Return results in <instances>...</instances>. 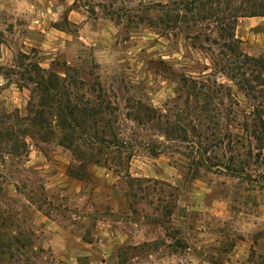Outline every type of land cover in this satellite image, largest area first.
<instances>
[{
    "label": "rangeland",
    "instance_id": "1",
    "mask_svg": "<svg viewBox=\"0 0 264 264\" xmlns=\"http://www.w3.org/2000/svg\"><path fill=\"white\" fill-rule=\"evenodd\" d=\"M0 264H264V0H0Z\"/></svg>",
    "mask_w": 264,
    "mask_h": 264
},
{
    "label": "crops",
    "instance_id": "2",
    "mask_svg": "<svg viewBox=\"0 0 264 264\" xmlns=\"http://www.w3.org/2000/svg\"><path fill=\"white\" fill-rule=\"evenodd\" d=\"M183 240H184V244H183V251L185 252L190 250L191 249V245H190V229L188 228V230H183ZM222 238V237H221ZM225 243V242H224ZM221 244V243H220ZM225 249L223 251V253L219 254L220 256L223 254H227V256H230L231 258V261H233V258H236L237 257V253H238V250H237V247H238V243L235 241L233 244H230L229 243V246L225 245L224 246ZM237 262V260H235Z\"/></svg>",
    "mask_w": 264,
    "mask_h": 264
}]
</instances>
